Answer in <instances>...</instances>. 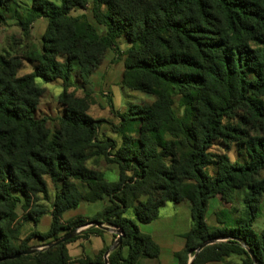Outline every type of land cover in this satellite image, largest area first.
<instances>
[{"label": "trees", "instance_id": "16d2710c", "mask_svg": "<svg viewBox=\"0 0 264 264\" xmlns=\"http://www.w3.org/2000/svg\"><path fill=\"white\" fill-rule=\"evenodd\" d=\"M30 1L31 16L49 22L42 52L30 58L33 71L20 76L22 59L0 56V264H72L67 245L101 236L102 229H89L40 253L13 257L28 250L34 240L55 243L92 221L123 234L109 264L158 259L159 245L140 232L139 224L156 221L165 204L183 202L191 204L192 228L184 236V250L176 254L178 264H188L203 244L221 239L226 242L213 253L204 249L192 264L218 262L231 254L246 255L247 264H254L249 253L264 264V225L260 233L253 230L264 197V179H258L264 171V136L242 129L264 130V0H92L95 22L106 28L103 36L84 18L72 16L75 10L87 9L89 0H61L59 6L48 0ZM13 2L0 0V8L8 9ZM27 30L26 25L25 34ZM121 39L130 46L123 86L159 99L146 111L121 116L126 126L138 122L140 128L134 140L124 135L118 150L110 141L108 156L119 166L120 178L108 183L84 166L99 126L67 90L76 65L88 81L108 51L121 54ZM252 42L261 46L262 54L254 52ZM37 80L47 84L61 80L66 89L60 97L65 115L54 135L48 120L37 117L44 93ZM175 94L187 109L183 119L172 109ZM241 112L245 114L241 127L225 123ZM218 141L238 143L245 161L232 163L226 155L210 153ZM45 177L63 186L50 230L33 233L18 244L13 228L16 210L22 205L26 212L33 196H48ZM73 180L87 192L82 193ZM241 186L248 188L243 217H228L223 229L212 230L206 221L209 201ZM137 192L148 197L132 208L130 196ZM104 201L108 205L95 219L79 216L63 223L64 215L82 203ZM131 208L136 222L125 217ZM28 214L26 220L39 223L42 213ZM107 251L78 263L105 264Z\"/></svg>", "mask_w": 264, "mask_h": 264}, {"label": "rangeland", "instance_id": "374dc122", "mask_svg": "<svg viewBox=\"0 0 264 264\" xmlns=\"http://www.w3.org/2000/svg\"><path fill=\"white\" fill-rule=\"evenodd\" d=\"M56 5H61V0H48ZM93 1L89 0L88 8L85 10H75L72 16L75 18H84L97 31L100 36L106 33V28L99 26L92 15ZM32 4L30 0H14L8 9L0 8V56L18 57L22 59V67L19 70V75L29 74L33 71L35 62L31 57L39 55L42 52V40L45 37L49 22L44 18H33L30 14ZM23 23V24H22ZM27 25V34L24 33L23 28ZM29 27V28H28ZM121 54L117 56L112 50L108 51L97 70L94 71L88 81L83 80L80 76V67L76 65L72 76L70 78V88L67 93L73 100H79L86 108V114L96 121L99 126L97 142L94 146L89 148L86 153L89 155L88 160L84 166L90 171L102 175L104 180L108 183H117L120 178L119 166L115 164L108 155L112 153L109 150L113 141L116 145V150L124 145L123 136L127 135L131 140L136 139L139 131V123L135 122L126 126L121 119L122 115L137 110L146 111L152 107L157 101L158 96L155 94H147L141 91H135L123 86V81L126 75V66L128 56L125 54L130 46L124 39L119 41ZM252 49L256 54H262V48L255 42L251 44ZM59 61L63 60L59 58ZM37 85L44 90L40 99L37 117L48 120L47 128L51 134L54 135L60 129V119L65 115V107L60 102L61 95L66 91L61 80L53 83H45L42 80H37ZM172 109L179 119H183L186 115L187 109L184 105L182 97L175 94L172 96ZM264 103V97L262 98ZM245 114L242 112L237 114L234 118L226 121V124L232 126H242V117ZM241 124V125H240ZM243 131H247L252 136H264V130L254 129L252 126H243ZM115 150V151H116ZM210 153L223 156L226 155L232 163L245 161V154L241 150L238 143L221 142L218 141L210 148ZM209 171L214 173V169ZM48 187V196L43 195L33 196L30 206L26 212L23 211L22 205H19L16 213L17 220L14 223V230L18 237V244L25 240L33 233L46 234L49 232L52 223V211L56 203L57 196L63 190L62 184L55 186L50 178H44ZM258 179H264V171L260 172ZM73 182L79 187L82 193L87 190L78 181ZM248 192L246 186L237 188L229 196L215 197L209 201L208 213L206 214V221L212 230L223 229L222 222H229V218L240 219L244 215L245 205L244 199ZM147 194L140 192L132 193L130 196V205L136 207L137 201L144 202L147 199ZM106 204L107 201H105ZM86 204V203H82ZM103 207V204L96 205L95 208ZM101 207V208H102ZM127 211L125 217L135 221L134 209ZM102 211V210H100ZM28 213H42L38 218V224L26 220ZM90 219H95L96 214L88 216ZM162 220L154 226V230L165 233L166 237L171 238L162 239L163 252H165L167 264H173V259H169L175 248H180L184 243L181 237L186 232H190L192 228L191 209L189 202H184L180 205L167 204L161 210ZM68 221L63 219V223ZM94 223V221L90 222ZM264 225V197L261 198L259 204V218L254 225L253 230L260 233ZM95 226H88L85 229H93ZM148 229L147 227L143 228ZM146 231V230H145ZM163 235V234H162ZM226 240L221 239L215 241L213 244L207 246L213 253L220 244L225 243ZM54 243L52 240L46 242L32 241L29 244V249L47 250V246ZM205 248V249H206ZM182 249L180 252H182ZM40 251V252H43ZM37 252V253H40ZM250 252V251H248ZM253 253H249L254 264H258L257 260L252 258ZM125 255H128L125 250ZM198 254L194 252L189 257L188 264L194 262ZM254 256V255H253ZM246 255L231 254L218 262H201L199 264H247ZM139 264H157L156 260L143 259Z\"/></svg>", "mask_w": 264, "mask_h": 264}, {"label": "crops", "instance_id": "0c3cea01", "mask_svg": "<svg viewBox=\"0 0 264 264\" xmlns=\"http://www.w3.org/2000/svg\"><path fill=\"white\" fill-rule=\"evenodd\" d=\"M99 204H103V207L101 205L102 208L99 207L97 209H93V208H95L96 205H99ZM167 204H169V203H167ZM167 204H165L160 209L159 218L156 221H154L150 224H147V225L139 224L140 232L144 235L150 236L154 240V242L157 243L160 247L161 252H160V256L158 259H147V260H156L157 264H167V262H168L166 260L167 257L165 255V252H163V246L161 244V240L171 238L172 236L166 237V232L160 233V232L153 229L154 226L162 220L161 210L163 208H165ZM170 204H173V203H170ZM107 205L108 204H106L105 201L104 202H97L94 204H81L78 209L67 212L64 215L63 219L65 221H69V220H72V219L79 217V216H83V217L88 218V216H92L94 214L101 212L100 210H103ZM175 205H180V204H175ZM190 209H191V204H190ZM207 213H208V211H207ZM145 227L148 228V229H145L146 231L143 229ZM110 228H112V227H110ZM87 230H89V229H84L80 233L79 236H81L82 233H84ZM103 231H104V233L101 236L91 235V236H89V238H79V239L75 240L74 242L67 245L68 253H69V256L71 258L72 264H80V263H78L79 260L87 259V258H90L93 260L97 256H99L103 250L108 249V251H110V249L113 248V246L116 242V239H117V234L112 230H103ZM187 233H189V232H186L184 235L181 236L184 240V243L181 245V247L175 248L173 250L172 254H170L169 259H171V257H172L173 264H178V261L176 259V254L185 248L186 241L184 239V236ZM125 250H127V252H128V249L125 248L123 250L124 256L127 257V255H125ZM113 251H115V250H112L110 252V254ZM143 259H146V258H141L138 261V264Z\"/></svg>", "mask_w": 264, "mask_h": 264}, {"label": "water", "instance_id": "95a60500", "mask_svg": "<svg viewBox=\"0 0 264 264\" xmlns=\"http://www.w3.org/2000/svg\"><path fill=\"white\" fill-rule=\"evenodd\" d=\"M88 226H95L96 228H99V229H102V230H112L114 231L116 234H117V239H116V242L113 246L112 249H110V251L106 252L105 256H104V263L105 264H109V260H108V257H109V254L112 250H116L122 243V238H123V234L120 230H117L115 228H110V227H107V226H104L102 225L101 223L99 222H94V223H90L88 224L87 226L85 227H82V228H79L73 232H70L68 233L67 235H65L64 237H62L60 240H58L57 242L55 243H52L50 245L47 246V249L49 248H53V247H57L61 244H64V243H67L69 241H71L72 239H74L75 237L79 236L80 233L85 229L87 228ZM215 241L217 240H210L208 242H206L205 244H203L199 249H197L195 252L196 254H199L201 251H203L207 246L213 244ZM40 251H43L42 249L41 250H37V249H28L26 250L24 253H21L19 255H16L15 257H13V259H19L21 258L22 256H28V255H31V254H34V253H37V252H40ZM252 255V258L254 259L255 261V257ZM192 264V263H191Z\"/></svg>", "mask_w": 264, "mask_h": 264}]
</instances>
